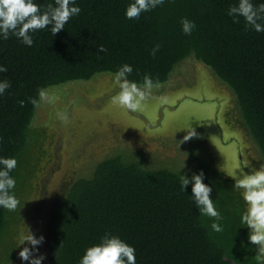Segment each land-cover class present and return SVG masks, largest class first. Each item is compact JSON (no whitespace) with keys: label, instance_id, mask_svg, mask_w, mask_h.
<instances>
[{"label":"trees","instance_id":"1","mask_svg":"<svg viewBox=\"0 0 264 264\" xmlns=\"http://www.w3.org/2000/svg\"><path fill=\"white\" fill-rule=\"evenodd\" d=\"M35 2L43 10L55 0ZM130 2L76 0L80 13L54 36L38 30L30 47L12 35L0 40V65L7 68L0 80L11 84L0 96V157L17 160L10 172L17 199L27 188L32 152L44 140L34 124L39 103L34 106L29 98L38 99L39 89L112 75L123 64L133 68L129 80L142 84L149 75L154 85L167 82L186 59L204 65L232 94L240 124L264 165V32L245 30L242 18L233 23L227 10L238 0H165L129 20L124 12ZM181 18L195 22L191 35L182 33ZM156 44L160 47L153 56ZM98 45L106 51L98 53ZM188 154L184 164H168L141 151H119L66 183L54 197L42 264H78L105 233L134 247L136 264H259L249 229L241 222L245 203L234 180L199 147ZM200 171L222 216L221 232L213 231L214 218L191 202V184L181 191L180 175L190 178ZM17 209L0 208V264L15 261L10 226L17 223Z\"/></svg>","mask_w":264,"mask_h":264},{"label":"rangeland","instance_id":"2","mask_svg":"<svg viewBox=\"0 0 264 264\" xmlns=\"http://www.w3.org/2000/svg\"><path fill=\"white\" fill-rule=\"evenodd\" d=\"M118 90L108 73L45 90L48 99L39 102L34 119L44 140L32 152L27 188L18 199L17 223L10 226V241L15 242L11 264H28L18 256L24 245L17 247L16 239L25 227L44 236L39 246V254H44L47 221L57 192L116 152L141 151L159 162L184 164L189 149L197 146L230 179L241 160L249 163L242 169L246 174L261 166L232 94L201 63L181 62L167 82L153 86L136 112L112 104ZM192 127L198 137L178 144Z\"/></svg>","mask_w":264,"mask_h":264},{"label":"clouds","instance_id":"3","mask_svg":"<svg viewBox=\"0 0 264 264\" xmlns=\"http://www.w3.org/2000/svg\"><path fill=\"white\" fill-rule=\"evenodd\" d=\"M165 0H131L127 5L124 16L126 19H139L142 13L151 11L164 4ZM81 9L76 0H55L43 8L35 0H0V40H7L10 35L15 36L25 46L33 45V34L38 30L47 29L52 36L64 30L66 23L71 17L80 13ZM227 15L232 18L233 23H239L241 18L245 24V30L264 32V0L254 5L252 0H238L230 6ZM181 31L184 35H191L196 25L194 21L181 18ZM160 45L156 44L151 50L155 55ZM103 45H98L97 52H105ZM7 71L4 65H0V73ZM133 68L130 64L121 65L113 73V82L118 87V92L111 97L113 105L125 112H136L140 110L149 99L150 90L154 82L149 75L143 77V83L129 80L128 76ZM11 86L7 79L0 80V96ZM38 99L29 98L34 106L40 101H47L48 96L44 89L38 90ZM21 106L24 101H19ZM198 137L194 127L186 131L178 144ZM17 166L14 157H0V208L15 211L19 200L11 190L15 188L16 180L10 172ZM184 166V165H183ZM249 163L241 160L237 170L233 171L231 177L234 180V188L240 190V195L245 203V210L241 213V222L249 229L248 241L255 245V259L259 264H264V165L258 169H250L246 174L242 169L248 167ZM204 173L200 171L187 178L180 175L181 191L191 184L189 197L198 212L214 218L211 229L215 232L223 231L220 212L217 210L213 200L210 198L212 187L203 183ZM20 232L17 239V247L24 245L18 253L21 261L28 264H42L45 257L39 254V246L44 242V236H37L29 228ZM78 264H136L135 248L119 238L117 235L105 233L98 244L85 249Z\"/></svg>","mask_w":264,"mask_h":264}]
</instances>
